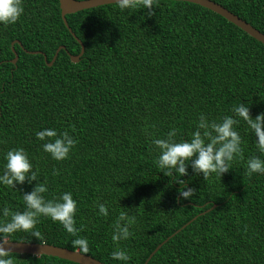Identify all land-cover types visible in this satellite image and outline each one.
I'll return each mask as SVG.
<instances>
[{
	"label": "trees",
	"instance_id": "trees-1",
	"mask_svg": "<svg viewBox=\"0 0 264 264\" xmlns=\"http://www.w3.org/2000/svg\"><path fill=\"white\" fill-rule=\"evenodd\" d=\"M213 1L264 33V0ZM22 3L17 23L0 25V174L4 154L21 148L37 178L14 189L0 185V208L9 210L0 224L23 212L22 195L44 183L45 200L72 194L78 231L74 236L39 216V238L16 231L4 234L7 240L78 250L72 240L85 238V254L105 263L124 264L110 255L121 249L129 255L127 264H144L170 237L147 264H264V174L246 170L247 159L264 155L247 125H235L242 158L221 177L206 180L190 164L184 177L165 176L154 163L158 150L151 143L170 129L177 142L188 140L201 114L219 122L241 102L253 117L264 113V43L189 1L156 0L151 15L117 3L83 9L66 15L75 36L59 0ZM77 38L85 51L74 62L70 54L82 48ZM15 40L20 43H14L13 63ZM61 45L65 49L48 65ZM43 128L72 136L66 159L53 160L43 151L34 135ZM183 184L195 189L190 200L178 195ZM101 203L106 216L98 214ZM121 212L135 222L128 239L114 243ZM4 258L12 264H79L27 253L7 252Z\"/></svg>",
	"mask_w": 264,
	"mask_h": 264
},
{
	"label": "clouds",
	"instance_id": "clouds-1",
	"mask_svg": "<svg viewBox=\"0 0 264 264\" xmlns=\"http://www.w3.org/2000/svg\"><path fill=\"white\" fill-rule=\"evenodd\" d=\"M156 0H116L120 9H134L141 7L151 9ZM24 12L22 0H0V25L8 26L17 23ZM233 115L223 116L219 122L207 120L202 114L196 123V130L191 133L190 139L177 142L174 137L175 129H170L164 139H153L152 145L158 150V156L154 163L167 177L173 175L184 177L187 173V165L190 164L193 173L203 174L206 180L211 174L222 176L230 169L234 159L242 158L241 137L236 131L235 125L242 120L256 137L255 145L257 151L264 155V113L255 117L250 114L249 105L239 103L231 109ZM200 129H204L201 133ZM37 140L42 141V149L48 153L53 160L61 161L68 157L70 150L75 144L72 136L67 131L58 132L54 128H43L34 133ZM5 163L3 172L0 174V185L14 189L15 184H23L27 178L30 182L37 178L25 151L21 148L10 149L4 154ZM248 174H264V160L252 156L246 161ZM181 185V179L176 180ZM46 192L44 183L38 184L33 191L22 195L25 210L15 212L6 222L0 224V264H12L10 258H4L7 250L3 247L8 237L16 231L29 232L39 238V232L34 231L39 222V216L49 217L54 222H59L63 229L75 236L78 229L74 226V216L77 203L70 192L62 193L58 200H45L41 195ZM195 189L183 184V190L178 189V195L182 200H190ZM98 214L106 216L108 210L105 204H97ZM0 215L9 216L7 207L0 208ZM134 217L121 212L113 225L111 239L118 242L128 239L130 225L134 223ZM72 246L78 248L80 253L89 251L88 241L85 238H75ZM111 258L127 264L129 255L126 251L118 249L113 251Z\"/></svg>",
	"mask_w": 264,
	"mask_h": 264
},
{
	"label": "water",
	"instance_id": "water-1",
	"mask_svg": "<svg viewBox=\"0 0 264 264\" xmlns=\"http://www.w3.org/2000/svg\"><path fill=\"white\" fill-rule=\"evenodd\" d=\"M180 1H189L192 3L199 4L203 7H206L219 15L223 16L226 18L228 21L232 22L236 26L240 27L243 29L245 32H247L249 35L257 39L258 41L264 43V33L261 32L259 29L254 27L251 23L248 21L244 20L240 16L236 15L220 3H217L213 0H180ZM60 2V9H61V15L64 20L65 25L69 28V30L72 32V34L75 36V33L72 31L71 27L69 26L66 15L67 14H72L77 11L83 10V9H88V8H93L97 7L100 5H105V4H110V3H116V0H59ZM79 43L81 44L82 48L79 54L77 55H72L70 54V57L72 61L78 62L80 60V57L85 51V47L82 43L81 40H79ZM20 43L19 40H15L12 43V47L14 50V43ZM59 49L56 51L54 57L50 62H48V65H52L54 61L56 60L57 54L61 49H65L64 45H61L58 47ZM15 52V50H14ZM33 53H43L42 51H33ZM44 58L46 60V56L44 55ZM18 59V54L15 52V57L12 59L13 63H16ZM215 206V205H214ZM187 225V224H186ZM184 225L183 227H185ZM182 227V228H183ZM178 232V231H177ZM173 236V235H171ZM170 237L166 238L162 243H160L156 249L149 255L147 258L146 262L144 264H147L149 259L154 255V253L166 242L169 240ZM3 247L7 250V252L10 253H27V254H33V255H52V256H57L62 259H66L69 261H73L79 264H108L105 263L99 259H96L93 256H90L85 253H80L79 250H71L66 247H60L56 246L54 244H49V243H37V242H27V241H12V240H7Z\"/></svg>",
	"mask_w": 264,
	"mask_h": 264
},
{
	"label": "rangeland",
	"instance_id": "rangeland-1",
	"mask_svg": "<svg viewBox=\"0 0 264 264\" xmlns=\"http://www.w3.org/2000/svg\"><path fill=\"white\" fill-rule=\"evenodd\" d=\"M58 49H59V48H57V50H58ZM57 50H56V51H57Z\"/></svg>",
	"mask_w": 264,
	"mask_h": 264
}]
</instances>
